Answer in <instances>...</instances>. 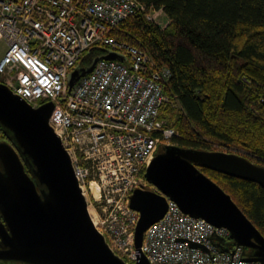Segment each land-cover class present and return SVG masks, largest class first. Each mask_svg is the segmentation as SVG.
<instances>
[{"label": "built area", "instance_id": "2783aa9c", "mask_svg": "<svg viewBox=\"0 0 264 264\" xmlns=\"http://www.w3.org/2000/svg\"><path fill=\"white\" fill-rule=\"evenodd\" d=\"M160 11L137 0H0V82L32 107L54 103L49 123L70 151L93 223L127 261L136 259L139 217L129 194L135 187L156 190L144 169L178 133L158 118L169 67L106 31L138 13L153 22ZM95 44L124 59H98L70 87V70ZM229 236L168 199L162 218L144 231L141 250L151 264H259L242 260L240 246L220 251L214 241L230 242Z\"/></svg>", "mask_w": 264, "mask_h": 264}, {"label": "water", "instance_id": "95a60500", "mask_svg": "<svg viewBox=\"0 0 264 264\" xmlns=\"http://www.w3.org/2000/svg\"><path fill=\"white\" fill-rule=\"evenodd\" d=\"M100 58L123 60L124 56L109 50L88 67L74 68L67 76L68 85L90 72ZM53 108L52 101L32 107L0 82V125L10 141H0V260L151 264L141 250L143 234L162 218L170 199L183 213L229 230L230 242L214 241L220 251L240 246L243 253L250 250L242 260L264 264V235L231 195L200 169L208 167L264 188V164L237 151L161 144L143 173L156 190L135 187L129 194V207L139 217L133 234L136 259L127 261L93 223L70 151L49 123Z\"/></svg>", "mask_w": 264, "mask_h": 264}, {"label": "trees", "instance_id": "16d2710c", "mask_svg": "<svg viewBox=\"0 0 264 264\" xmlns=\"http://www.w3.org/2000/svg\"><path fill=\"white\" fill-rule=\"evenodd\" d=\"M137 1L161 10L167 25L161 28L138 13L106 33L145 47L160 65L169 67L158 118L177 131L173 143L209 150L239 148L264 164V0ZM108 51L92 45L76 65L88 67ZM200 169L264 235V188L208 167Z\"/></svg>", "mask_w": 264, "mask_h": 264}, {"label": "rangeland", "instance_id": "374dc122", "mask_svg": "<svg viewBox=\"0 0 264 264\" xmlns=\"http://www.w3.org/2000/svg\"><path fill=\"white\" fill-rule=\"evenodd\" d=\"M151 22H152V21H151ZM153 23H155V24H157L159 27L163 28V27H165V26L167 25V23H168V18H167V16H166L162 11H160L159 13L156 14V16H155V18H154V20H153ZM2 46H3V44L0 43V48H1ZM149 53H150V52H149ZM150 56H151L152 60H153L155 63H157L158 65H160V64L154 59V57L152 56L151 53H150ZM161 66H162V65H161ZM73 71H74V69L70 70L69 75H68V78L71 77ZM161 120H162L163 123L165 124V119H161ZM220 150H224V149H220ZM225 150H226V151H237V152H239V153H241V154H244V155H246V156H249L248 153H247L246 151H244V150H242V149H239V148H229V149H225ZM249 158H250L251 160L255 161V162H258V160H259L258 158H253V157H250V156H249Z\"/></svg>", "mask_w": 264, "mask_h": 264}, {"label": "flooded vegetation", "instance_id": "af4514ba", "mask_svg": "<svg viewBox=\"0 0 264 264\" xmlns=\"http://www.w3.org/2000/svg\"><path fill=\"white\" fill-rule=\"evenodd\" d=\"M0 134L2 135V137H0V141L5 140V141L10 142V141H9V138L5 135L4 131H2V133H0ZM0 218H1V217H0Z\"/></svg>", "mask_w": 264, "mask_h": 264}]
</instances>
